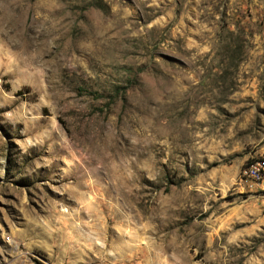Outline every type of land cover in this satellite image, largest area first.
<instances>
[{"label":"rangeland","instance_id":"rangeland-1","mask_svg":"<svg viewBox=\"0 0 264 264\" xmlns=\"http://www.w3.org/2000/svg\"><path fill=\"white\" fill-rule=\"evenodd\" d=\"M257 161L264 0H0V264H264Z\"/></svg>","mask_w":264,"mask_h":264},{"label":"built area","instance_id":"built-area-1","mask_svg":"<svg viewBox=\"0 0 264 264\" xmlns=\"http://www.w3.org/2000/svg\"><path fill=\"white\" fill-rule=\"evenodd\" d=\"M261 169H264V161H257L252 167L242 169L241 176L256 183L263 182L264 179H260Z\"/></svg>","mask_w":264,"mask_h":264},{"label":"trees","instance_id":"trees-1","mask_svg":"<svg viewBox=\"0 0 264 264\" xmlns=\"http://www.w3.org/2000/svg\"><path fill=\"white\" fill-rule=\"evenodd\" d=\"M25 90H29V87L28 86H25V88H24ZM21 93V92H20Z\"/></svg>","mask_w":264,"mask_h":264}]
</instances>
